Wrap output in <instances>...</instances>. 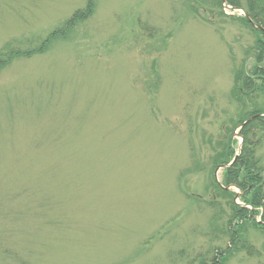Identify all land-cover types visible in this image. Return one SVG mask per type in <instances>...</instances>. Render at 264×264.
<instances>
[{
  "label": "rangeland",
  "instance_id": "1",
  "mask_svg": "<svg viewBox=\"0 0 264 264\" xmlns=\"http://www.w3.org/2000/svg\"><path fill=\"white\" fill-rule=\"evenodd\" d=\"M87 1L0 0V54L37 49ZM95 3L65 39L0 73V264L210 259L230 244L210 157L227 128L238 151L229 98L254 35L185 0ZM257 157L264 166V143ZM245 223L255 254L225 264H264V229Z\"/></svg>",
  "mask_w": 264,
  "mask_h": 264
},
{
  "label": "trees",
  "instance_id": "2",
  "mask_svg": "<svg viewBox=\"0 0 264 264\" xmlns=\"http://www.w3.org/2000/svg\"><path fill=\"white\" fill-rule=\"evenodd\" d=\"M96 0H88L86 8L78 10L72 18L65 23L58 31H54L37 49L30 51H5L0 54V73L14 59L27 56L43 54L48 47L57 40L65 39L81 22L89 21L96 12ZM226 3L236 9H242L249 16L250 20L244 16L234 18L223 12V4ZM188 8H196L195 12L202 10L204 13L214 15L216 10L226 18L238 21L244 28L254 35V47L249 52L252 56L244 61L240 67L234 68L233 89L231 91L232 103L236 106L235 116L230 120L234 129L240 128L247 120L252 119L239 132L243 139L241 153L235 163L225 169L221 185L225 188L235 186L241 192L240 201L251 209L237 205L236 194L226 191L221 187L211 172L230 164L236 155L237 141L233 139L231 130L227 128L225 135L220 140L219 150H214V155L210 157V177L214 187V197L228 201V209L219 208L216 202L206 203L209 209L219 211L214 213L222 216V233L228 237L230 244L225 251H218L210 259L205 256H197L199 259L191 264H225L228 257L236 251H244L250 256L255 254L254 247L247 244V240L242 236L245 222L254 223L257 228L264 229V166L257 152L264 143V0H185ZM206 22L214 24V17H206ZM254 24L261 29H256ZM213 152V151H212ZM194 165L196 156L193 154ZM213 190V189H211ZM225 216V217H224ZM261 217V224L255 222V218Z\"/></svg>",
  "mask_w": 264,
  "mask_h": 264
},
{
  "label": "water",
  "instance_id": "3",
  "mask_svg": "<svg viewBox=\"0 0 264 264\" xmlns=\"http://www.w3.org/2000/svg\"><path fill=\"white\" fill-rule=\"evenodd\" d=\"M237 11H239V10H237ZM241 12H243V11H241ZM243 14H244V12H243ZM247 18L249 19V17L247 16ZM255 26V28H257V29H261L259 26H257L256 24L254 25ZM252 119H249V120H247L242 126H240V129H242L247 123H249L250 121H251ZM241 145L242 144H240L239 145V150H241ZM239 157V154L237 153L236 155H235V158H234V160H232L233 162L231 163V164H229V165H226V166H222L221 168H219V169H227V168H229V167H231L233 164H234V162L237 160V158ZM219 171V170H218ZM227 190H229V188L227 189ZM238 199V198H237Z\"/></svg>",
  "mask_w": 264,
  "mask_h": 264
}]
</instances>
